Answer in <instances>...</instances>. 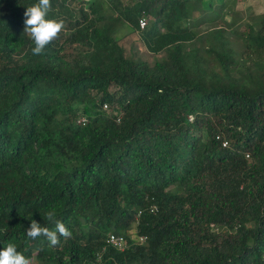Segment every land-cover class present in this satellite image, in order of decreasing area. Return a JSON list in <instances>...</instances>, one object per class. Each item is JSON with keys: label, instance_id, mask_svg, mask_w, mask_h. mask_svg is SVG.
I'll return each instance as SVG.
<instances>
[{"label": "trees", "instance_id": "16d2710c", "mask_svg": "<svg viewBox=\"0 0 264 264\" xmlns=\"http://www.w3.org/2000/svg\"><path fill=\"white\" fill-rule=\"evenodd\" d=\"M210 1L197 20L205 0H50L64 28L34 56L23 14L38 0H0V250L264 264V15L236 34ZM52 209L72 233L55 247L25 231L53 228Z\"/></svg>", "mask_w": 264, "mask_h": 264}, {"label": "clouds", "instance_id": "9594fccd", "mask_svg": "<svg viewBox=\"0 0 264 264\" xmlns=\"http://www.w3.org/2000/svg\"><path fill=\"white\" fill-rule=\"evenodd\" d=\"M51 7L50 0H38V3L26 7L24 11L23 32L27 33L34 43L31 49L34 56L42 55L46 46L56 39L64 28L63 19L47 18ZM46 217L54 227L49 228L31 219L30 226L25 230L28 238L35 240L43 236L48 241L49 247H55L61 243V237L68 238L72 235L65 224L57 219L54 209L47 211ZM0 264H31V261L18 251L16 243L7 241L0 250Z\"/></svg>", "mask_w": 264, "mask_h": 264}, {"label": "rangeland", "instance_id": "374dc122", "mask_svg": "<svg viewBox=\"0 0 264 264\" xmlns=\"http://www.w3.org/2000/svg\"><path fill=\"white\" fill-rule=\"evenodd\" d=\"M210 2L211 4H215V11L222 9L220 7L224 5L225 10L223 12L219 11L214 13L219 15L221 12L224 23L221 19L218 20L217 23L229 27L231 30L236 32V34H241L248 31L249 25L256 30V26L259 24L260 17L264 15V0L251 1L254 3L249 1L245 2L242 0H212ZM202 4L204 7L201 6L199 10L195 12V15L199 14L202 16L205 13V10L210 6V3H207V0H205V2ZM196 19L199 20L198 17H196ZM110 25H112V23H110ZM204 28L206 29V27ZM131 31L132 28L130 26L116 25L115 32L118 38L128 35ZM201 35L204 38L210 37V33L207 30H205ZM197 46L198 45L196 43H193L192 45H184V48L185 50H189L190 48Z\"/></svg>", "mask_w": 264, "mask_h": 264}, {"label": "built area", "instance_id": "2783aa9c", "mask_svg": "<svg viewBox=\"0 0 264 264\" xmlns=\"http://www.w3.org/2000/svg\"><path fill=\"white\" fill-rule=\"evenodd\" d=\"M144 1H157V0H144ZM244 1H250V0H244ZM139 27L141 30H144L148 27V20L146 17H142L139 19ZM192 119V118H191ZM80 124H85L86 120L84 118H82L79 121ZM247 157L249 158V154L247 155ZM146 241V238H141L140 239V243H144ZM127 240L122 236L119 237L115 234L110 235L107 240H106V247H112L121 251H124L127 247ZM106 250V248H104V251ZM99 260H101V256H99Z\"/></svg>", "mask_w": 264, "mask_h": 264}, {"label": "crops", "instance_id": "0c3cea01", "mask_svg": "<svg viewBox=\"0 0 264 264\" xmlns=\"http://www.w3.org/2000/svg\"><path fill=\"white\" fill-rule=\"evenodd\" d=\"M242 1H244V0H242ZM251 1H256V0H250L249 2H251ZM246 2V1H245ZM251 3H254V2H251ZM192 6V8H194V5H191ZM218 6V5H217ZM201 7V4L199 5V8ZM199 8H198V10H199ZM253 8V7H252ZM206 11V10H205ZM196 17H198V18H201L202 16L201 15H195V19H196Z\"/></svg>", "mask_w": 264, "mask_h": 264}]
</instances>
